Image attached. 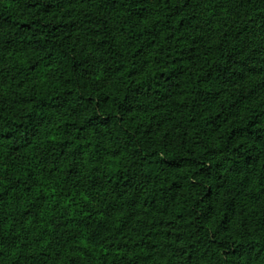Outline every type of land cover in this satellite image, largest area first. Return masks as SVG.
Listing matches in <instances>:
<instances>
[{
	"label": "trees",
	"instance_id": "1",
	"mask_svg": "<svg viewBox=\"0 0 264 264\" xmlns=\"http://www.w3.org/2000/svg\"><path fill=\"white\" fill-rule=\"evenodd\" d=\"M197 5L0 0V261L264 264L246 32Z\"/></svg>",
	"mask_w": 264,
	"mask_h": 264
},
{
	"label": "rangeland",
	"instance_id": "2",
	"mask_svg": "<svg viewBox=\"0 0 264 264\" xmlns=\"http://www.w3.org/2000/svg\"><path fill=\"white\" fill-rule=\"evenodd\" d=\"M197 2L198 19L204 36L210 44L218 43L223 36L232 35L239 29L246 32L242 59L245 64V74L249 86L255 90V100L264 112V6L260 2L251 0H195ZM44 77L37 75L34 83H41ZM2 87L0 86V90ZM20 243L8 248V253L0 264H9L15 261L18 264L21 258L14 254ZM164 264L165 260H160ZM157 262L154 258L147 264ZM178 264V263H176Z\"/></svg>",
	"mask_w": 264,
	"mask_h": 264
}]
</instances>
